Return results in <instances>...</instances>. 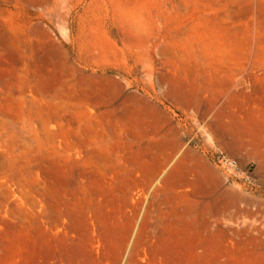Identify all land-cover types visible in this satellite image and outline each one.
<instances>
[{
  "label": "rangeland",
  "instance_id": "374dc122",
  "mask_svg": "<svg viewBox=\"0 0 264 264\" xmlns=\"http://www.w3.org/2000/svg\"><path fill=\"white\" fill-rule=\"evenodd\" d=\"M0 264H264V0H0Z\"/></svg>",
  "mask_w": 264,
  "mask_h": 264
}]
</instances>
